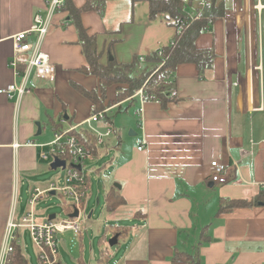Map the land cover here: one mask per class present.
Returning a JSON list of instances; mask_svg holds the SVG:
<instances>
[{
	"label": "crops",
	"instance_id": "0c3cea01",
	"mask_svg": "<svg viewBox=\"0 0 264 264\" xmlns=\"http://www.w3.org/2000/svg\"><path fill=\"white\" fill-rule=\"evenodd\" d=\"M71 1L80 8L87 0ZM149 1L104 0L100 8L81 13L84 26L96 37L102 64L111 58L128 63L172 41L176 27L164 15L151 19ZM209 1L194 0L187 8L193 12ZM223 1L225 15L196 42L216 53L204 76L194 63L180 64L170 81L177 91L175 99L166 105L157 100L141 105L138 97L123 102L121 110L136 105V125L134 119L118 125L113 117L117 136L108 140L99 159L111 150L114 156L103 170L98 167V173L107 170L105 197L115 186L125 200L113 212L104 208L115 222L106 234L123 228L125 234H117V244L123 239L126 245L113 263L104 259L105 248L94 264H171L176 250L197 254L198 264H264V203L217 214L222 199L251 202L264 190V110L250 108L261 102L256 66L262 63L264 72L262 43L257 63L252 47V9L260 0ZM45 6V0H0V89L14 81L9 65L11 36L28 29L35 13L44 12ZM243 15L244 25L239 28ZM43 48L55 65V80L33 77L19 106L0 93V243L15 206L18 218L30 208L19 209L20 188L30 182L29 190L46 189L51 183L41 179L45 162L40 152L53 139L48 128L54 134L55 125L63 129L93 114L90 100L74 85L93 90L99 79L81 70L88 62L66 7L55 14ZM116 92V86L108 89L106 103L114 101ZM119 103L109 106L114 107L112 112ZM143 136L146 148L138 150ZM251 148L253 154L241 156V149ZM214 160L238 161L239 173L232 174L233 181L211 180ZM126 220L132 225L123 226ZM204 230L209 239L202 241ZM106 234L99 245L105 244ZM81 256L77 262L86 264Z\"/></svg>",
	"mask_w": 264,
	"mask_h": 264
},
{
	"label": "built area",
	"instance_id": "2783aa9c",
	"mask_svg": "<svg viewBox=\"0 0 264 264\" xmlns=\"http://www.w3.org/2000/svg\"><path fill=\"white\" fill-rule=\"evenodd\" d=\"M67 0H45L46 6L44 12H37L33 17L30 27L26 30L20 31L11 36L12 41V56L9 60V65L13 69L14 81L0 89V93L5 94L10 100H13L16 106H19L24 95L30 90V81L33 77L54 81L56 78V68L50 59L49 54L44 50L43 45L48 35L50 28L53 25L55 14L65 7ZM201 7L205 5L201 2ZM258 15L260 36L262 34V24L264 16V3L258 1L253 4V9ZM199 15V14H198ZM260 43L261 40H260ZM261 53L262 50L260 49ZM142 60H144L142 58ZM255 70L260 71L261 81V102L257 107H252L255 110H264V76L262 63L257 65ZM170 80H166L164 85L169 88V97L175 98L177 91L171 86ZM139 98V102L143 105L148 101L143 89L131 98ZM129 98V99H131ZM120 102L115 106L123 105ZM114 107H107L106 109L92 114L85 120L69 126L67 129L63 128L57 130L53 134V139L48 143L52 158L59 157L66 160V176L64 178V185L59 186L55 182H51L46 189L34 188L29 190V210L23 213L19 218L16 216V206L11 212L9 220L6 225L3 240L0 243V264H8L10 262V255L14 251V244H21V230L29 229L32 240L38 250V256L42 264H61L58 257V234L69 230L75 232L81 231L79 223L82 204L90 190L91 174L94 172L93 164L102 155V148L108 146V140L114 136V130L111 126L100 128L97 126L100 122H105L108 115H111ZM93 135L91 139L89 137ZM93 142L97 148L94 152L89 143ZM146 139L141 137L138 140V150L146 148ZM255 143L252 142V145ZM67 155L66 158L60 155ZM242 157L253 154L252 148L250 150L241 149ZM40 157L44 160L49 159L48 152L41 151ZM70 162V163H69ZM213 172L211 180L217 184H225L232 180V174L239 173L238 161L233 160L230 164L214 160L211 162ZM61 168V167H60ZM63 169V168H62ZM264 175V164H263ZM234 180H237L235 178ZM264 186V182H263ZM52 192H61L63 196L71 199L72 208H68V212H73L78 208V217H69L70 219H59L57 215L48 217L42 221L37 220L35 215V204L39 201L47 200Z\"/></svg>",
	"mask_w": 264,
	"mask_h": 264
},
{
	"label": "trees",
	"instance_id": "16d2710c",
	"mask_svg": "<svg viewBox=\"0 0 264 264\" xmlns=\"http://www.w3.org/2000/svg\"><path fill=\"white\" fill-rule=\"evenodd\" d=\"M193 1L150 0V18L155 19L159 15H164L176 27V33L172 41L145 56H134L131 62L122 63L112 58L107 64L100 62L96 37L89 34L81 19L83 11L100 8L104 0H87L84 6L80 8L76 7L71 0L66 1V10L69 12L71 23L74 24L77 30L79 42L88 62V65L81 68V70L99 79L97 89L93 90H87L77 84L74 85L82 95L90 100L93 114L106 109L113 103L133 97L141 88L148 100H157L166 105L171 97L168 94L169 88L164 85V82L166 80L171 81L174 78L175 71L180 64L194 63L199 70L200 76H204L205 71L213 65L216 53L213 48L198 47L196 42L203 32L211 30L213 24L225 15L226 9L223 0H210L203 7H198L191 12L187 7ZM112 86H116L117 90L115 99L112 103H106L108 89ZM118 111H121V106H119ZM104 123L107 126H111L114 130V135L117 136V131L114 129L113 116L108 115ZM61 129L62 127L59 125L54 126L55 131ZM88 135L91 139L93 138V135L91 136L89 133ZM89 145L94 152H97V148L93 142H90ZM60 156L63 158L67 157L65 154ZM88 183H90L89 178ZM124 202L125 200L117 192L115 186H112L106 193V211L113 212ZM259 202L264 203V190L251 202L222 199L217 214L235 207L254 205ZM113 234H118L120 237L125 234V230L118 227L114 230ZM204 239H209L205 230L201 234V240L203 241ZM198 263L199 257L197 254H191L182 250H176L171 259V264ZM8 264H30L22 250L21 244H14V251L10 255V262Z\"/></svg>",
	"mask_w": 264,
	"mask_h": 264
},
{
	"label": "rangeland",
	"instance_id": "374dc122",
	"mask_svg": "<svg viewBox=\"0 0 264 264\" xmlns=\"http://www.w3.org/2000/svg\"><path fill=\"white\" fill-rule=\"evenodd\" d=\"M257 1V0H255ZM254 1V2H255ZM264 3V0H261ZM243 20V22H242ZM245 15L240 16L239 19V28H242V23L244 25ZM260 40L263 46V56L262 60L264 61V16H263V24H262V34L260 36L259 31V22L258 15L256 11L252 13V47H253V59L254 62H259V43ZM264 73V72H263ZM259 76L261 72H256ZM123 100L126 104L132 102L133 98ZM122 102V101H120ZM125 103L123 105H125ZM122 105V107H123ZM125 107V106H124ZM136 105H131L127 109H122L121 111L115 110L112 112L114 115V121L119 125V122L125 120H133L134 125H136V116L134 113V109ZM134 127V126H133ZM66 129L68 127H65ZM48 133L52 134L51 139L53 138V132L51 128H48ZM50 139V140H51ZM45 152H48L49 159L44 160L45 162V171L41 179L45 184L48 181H53L57 183L59 186L64 185V178L66 176V170L62 168H58L56 170L50 167L52 161L54 160L52 154L50 152V147H47ZM114 156L113 150H111V154L104 155V159H99L93 162V164L88 163L87 165H93L94 172L91 174L90 180V190L88 192L87 197L85 198L84 203L82 204L81 215L79 219V223L81 226L80 232L75 231H66L63 234H58L59 244H58V253H59V261L61 264H79L77 262V258L83 255L86 264H94L96 257L98 260L102 258L101 250L107 249V254L104 256V259H107L108 263H113L115 257H119L121 253H123L125 249V241L123 239L120 240V243L115 246L109 245V239L113 236V234H106V231L112 229L114 227L115 222L113 219H110L111 214L105 211V192H104V183L107 184L109 182L108 178H105L104 172L107 173V170L104 169V164L110 160ZM70 163V162H69ZM102 168L101 172L98 173L99 168ZM98 168V169H97ZM110 183H112L110 181ZM31 184L27 182L19 191V209L25 210L29 205L30 195L28 190L30 189ZM97 198H99V202H97ZM71 199L62 195L61 192H58L51 199L43 200L37 202L35 204V215L38 219L42 217V219H46L49 216H56L61 219H70L69 214L72 212H68V208H72ZM90 212H92V216L88 218ZM132 223H129L128 220L123 224V226H131ZM108 228V229H107ZM113 233V232H112ZM21 245L22 250L26 257L28 258L30 264H42L41 260L38 256V250L32 240L30 230L22 229L21 230ZM106 236L105 244L99 245V240L104 236ZM117 253V255H115ZM107 257V258H106ZM97 260V261H98ZM100 262V260H99ZM106 264V263H105Z\"/></svg>",
	"mask_w": 264,
	"mask_h": 264
},
{
	"label": "water",
	"instance_id": "95a60500",
	"mask_svg": "<svg viewBox=\"0 0 264 264\" xmlns=\"http://www.w3.org/2000/svg\"><path fill=\"white\" fill-rule=\"evenodd\" d=\"M39 132H40V129H39ZM65 166H66V160L61 159L59 157H55L54 160L52 161L51 165H50V167L54 170H56L60 167L64 169ZM78 215H79V210H78V208H75L74 211L71 214H69V217H78ZM91 216H92V212H90L88 217L90 218ZM51 217L54 218L55 215L51 216ZM117 243H118V235L116 234L109 239V245L115 246V245H117Z\"/></svg>",
	"mask_w": 264,
	"mask_h": 264
},
{
	"label": "bare ground",
	"instance_id": "6f19581e",
	"mask_svg": "<svg viewBox=\"0 0 264 264\" xmlns=\"http://www.w3.org/2000/svg\"><path fill=\"white\" fill-rule=\"evenodd\" d=\"M248 80H251L252 79V75L251 74H248Z\"/></svg>",
	"mask_w": 264,
	"mask_h": 264
}]
</instances>
